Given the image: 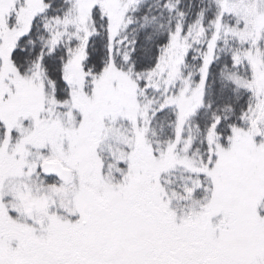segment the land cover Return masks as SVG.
<instances>
[{
	"label": "snow or ice",
	"instance_id": "obj_1",
	"mask_svg": "<svg viewBox=\"0 0 264 264\" xmlns=\"http://www.w3.org/2000/svg\"><path fill=\"white\" fill-rule=\"evenodd\" d=\"M0 264H264V0H0Z\"/></svg>",
	"mask_w": 264,
	"mask_h": 264
}]
</instances>
